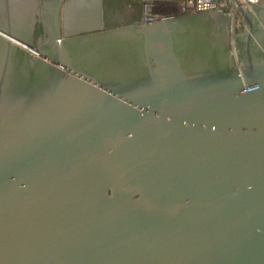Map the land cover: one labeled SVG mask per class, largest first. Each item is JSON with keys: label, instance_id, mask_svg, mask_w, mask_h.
<instances>
[{"label": "water", "instance_id": "95a60500", "mask_svg": "<svg viewBox=\"0 0 264 264\" xmlns=\"http://www.w3.org/2000/svg\"><path fill=\"white\" fill-rule=\"evenodd\" d=\"M41 1L0 0V264H264V0L234 36L47 0L36 43Z\"/></svg>", "mask_w": 264, "mask_h": 264}, {"label": "flooded vegetation", "instance_id": "af4514ba", "mask_svg": "<svg viewBox=\"0 0 264 264\" xmlns=\"http://www.w3.org/2000/svg\"><path fill=\"white\" fill-rule=\"evenodd\" d=\"M83 3L87 6L85 20L90 19L92 24L97 22L99 26L101 23L103 28L131 24L138 20L141 13L140 0H84ZM50 5L47 0L41 1L42 15L39 17L40 21L37 25L36 43L48 35L46 30Z\"/></svg>", "mask_w": 264, "mask_h": 264}, {"label": "rangeland", "instance_id": "374dc122", "mask_svg": "<svg viewBox=\"0 0 264 264\" xmlns=\"http://www.w3.org/2000/svg\"><path fill=\"white\" fill-rule=\"evenodd\" d=\"M179 0L168 1V0H150L151 5L150 7H146L147 3H144L143 0L141 2V18L144 16L148 18H153L155 20L162 19V18H170V17H177L186 15V12L181 9L180 3L177 2ZM227 14L231 16L232 19V36L243 32L246 28V22L239 12L238 9L234 7L232 2L228 1V6L224 10ZM140 18V20H141ZM139 20V19H138Z\"/></svg>", "mask_w": 264, "mask_h": 264}, {"label": "built area", "instance_id": "2783aa9c", "mask_svg": "<svg viewBox=\"0 0 264 264\" xmlns=\"http://www.w3.org/2000/svg\"><path fill=\"white\" fill-rule=\"evenodd\" d=\"M144 3H147L145 6L148 8L151 5L150 0H143ZM173 1L174 0H168ZM228 1L232 2L234 7L238 9L235 0H179L181 9L186 12V14L197 13V12H206V11H215L220 10L224 11L228 6ZM242 5L252 6L257 4L260 0H238ZM142 22H152L156 21L153 18L142 17Z\"/></svg>", "mask_w": 264, "mask_h": 264}, {"label": "bare ground", "instance_id": "6f19581e", "mask_svg": "<svg viewBox=\"0 0 264 264\" xmlns=\"http://www.w3.org/2000/svg\"><path fill=\"white\" fill-rule=\"evenodd\" d=\"M32 53H34V54H35V53H36V51H35V50H33V51H32Z\"/></svg>", "mask_w": 264, "mask_h": 264}, {"label": "trees", "instance_id": "16d2710c", "mask_svg": "<svg viewBox=\"0 0 264 264\" xmlns=\"http://www.w3.org/2000/svg\"><path fill=\"white\" fill-rule=\"evenodd\" d=\"M140 18H141V15H139L138 19H140Z\"/></svg>", "mask_w": 264, "mask_h": 264}, {"label": "crops", "instance_id": "0c3cea01", "mask_svg": "<svg viewBox=\"0 0 264 264\" xmlns=\"http://www.w3.org/2000/svg\"><path fill=\"white\" fill-rule=\"evenodd\" d=\"M102 29H106V28H103V27H102Z\"/></svg>", "mask_w": 264, "mask_h": 264}]
</instances>
